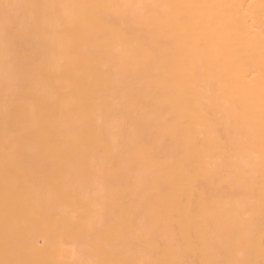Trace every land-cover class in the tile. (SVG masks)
<instances>
[{
	"label": "bare ground",
	"instance_id": "obj_1",
	"mask_svg": "<svg viewBox=\"0 0 264 264\" xmlns=\"http://www.w3.org/2000/svg\"><path fill=\"white\" fill-rule=\"evenodd\" d=\"M0 264H264V0H0Z\"/></svg>",
	"mask_w": 264,
	"mask_h": 264
},
{
	"label": "rangeland",
	"instance_id": "obj_2",
	"mask_svg": "<svg viewBox=\"0 0 264 264\" xmlns=\"http://www.w3.org/2000/svg\"><path fill=\"white\" fill-rule=\"evenodd\" d=\"M67 251L65 250L64 253H66Z\"/></svg>",
	"mask_w": 264,
	"mask_h": 264
}]
</instances>
